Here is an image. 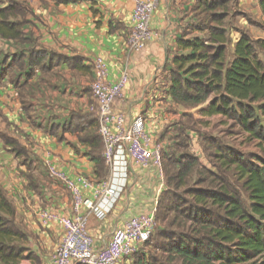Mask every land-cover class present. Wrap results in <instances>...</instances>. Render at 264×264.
Masks as SVG:
<instances>
[{"label": "crops", "instance_id": "1", "mask_svg": "<svg viewBox=\"0 0 264 264\" xmlns=\"http://www.w3.org/2000/svg\"><path fill=\"white\" fill-rule=\"evenodd\" d=\"M0 2H5L0 9L11 3L27 7L20 30L24 42L0 36V187L14 207L15 225L26 236L16 244L24 248L26 256L18 264H44L63 236L59 219L73 216L68 190L51 178L49 171L64 174L83 198L92 201L109 178L105 162L107 173H100L92 160V156L102 159L103 147L96 149L85 140L87 136L98 137L96 124L84 126L95 119L89 107L93 104L90 86L97 60L106 68L108 83L127 74L114 109L124 116L126 124L136 118L144 120L152 143L162 148V158L169 146L165 130H170L183 113L193 115V110L205 107L189 111L177 108L168 95L170 81L164 70L167 52H174L181 34L179 11L192 7L193 0H159L150 23L155 37L137 53H128L125 46L132 0ZM237 7L263 23L258 0H238ZM235 24L249 29L246 23ZM249 33L253 39H264V33L258 37L251 30ZM238 39L239 35L229 46L230 60ZM32 51L43 52L44 61L40 69L29 74L28 55ZM19 58L25 63L24 72L14 63ZM78 116L85 119L78 120ZM78 123L81 130L70 132ZM190 138L195 139L192 133ZM14 146L24 153L16 155ZM198 149L195 145L190 152L199 157ZM163 189V172L129 162L126 188L106 220L99 222L88 216L93 247L102 246L109 234L130 218L154 214ZM79 213L87 215L83 208Z\"/></svg>", "mask_w": 264, "mask_h": 264}, {"label": "trees", "instance_id": "2", "mask_svg": "<svg viewBox=\"0 0 264 264\" xmlns=\"http://www.w3.org/2000/svg\"><path fill=\"white\" fill-rule=\"evenodd\" d=\"M237 1L193 0L191 16L182 19L181 34L174 52H167L164 70L170 81L168 95L177 108L205 106L200 108L204 116H220L237 126L261 155L236 152L221 139L202 135L198 142L208 168L190 152L197 121L183 113L172 132L163 133L169 146L162 158L165 188L154 213V236L143 245L146 250L132 256V264H264V39H253L235 19L242 17L257 28H264V23L238 11ZM258 6L264 15V0H258ZM23 7L11 3L0 9L2 38L24 42ZM233 33L239 39L230 60ZM42 55L29 53V74L41 68ZM14 63L24 72L21 58ZM94 124L96 115L84 126ZM79 125L70 132L81 130ZM85 140L96 149L103 147L99 136ZM14 151L24 153L16 146ZM92 160L100 173H107L103 159ZM14 213L0 187V264H18L26 258L24 248L16 245L26 236L15 225Z\"/></svg>", "mask_w": 264, "mask_h": 264}, {"label": "built area", "instance_id": "3", "mask_svg": "<svg viewBox=\"0 0 264 264\" xmlns=\"http://www.w3.org/2000/svg\"><path fill=\"white\" fill-rule=\"evenodd\" d=\"M158 1L132 0L131 26L125 39L128 53L140 52L155 37L150 23ZM127 81L128 76L124 73L115 83H108L104 64L100 60L94 63V80L90 86L93 104L89 112L97 118L96 132L103 142L102 159L107 165L109 178L97 192V199L92 201L83 198L64 174L52 169L49 171V176L68 190L73 216L59 219L63 236L48 263L44 264H122L131 260L154 232V214L130 218L115 228L99 248L93 247V239L88 232V216L104 222L125 190L129 162L142 167L153 166L163 172L162 148L152 143L144 120L136 118L126 124L124 116L114 109V103L122 97ZM82 208L87 215H80Z\"/></svg>", "mask_w": 264, "mask_h": 264}, {"label": "rangeland", "instance_id": "4", "mask_svg": "<svg viewBox=\"0 0 264 264\" xmlns=\"http://www.w3.org/2000/svg\"><path fill=\"white\" fill-rule=\"evenodd\" d=\"M1 3L4 4L5 2H0V4ZM23 8H24V10H27L26 9L27 7L24 6ZM237 9L239 10L238 7H237ZM179 14H180L182 19H185V21L188 20L189 17L191 16V7H186L184 9H182L181 11H179ZM249 16H251V15H249ZM255 16L256 15H254V16L252 15L251 16L252 19L255 20L256 22H259V19H257ZM236 21L242 22L243 24L246 23V26H248L249 29H247V28H243V29H245L247 32H249L251 30L252 33L257 37L261 36L262 33H264V28L253 27L251 29L250 26L247 25L246 20H244V18H242V17L236 18L235 22ZM263 23H264V21H263ZM236 26L238 27V24H236ZM238 28H240V27H238ZM238 35L239 34H237V33L232 34L231 43H230L231 47L233 45L235 37H237ZM194 37H196L195 34L190 36L189 38H194ZM261 59L264 63V57L261 56ZM192 113L194 115L193 118L197 121V126H196L197 130L192 133V135H194L195 139L192 138L190 140V147H191V149L194 148L195 145H197L199 147V149H198L199 153H200L199 157H202V158H200V161L202 164L207 165L208 168H210V166L207 164L204 155L202 156V153H201L202 150H201L200 144L198 142L199 137L202 135H208V136H212L214 138L221 139V141L223 143L228 145L230 148H232V150H234L236 152H239L242 154H250V155H261L259 150L255 146V143L249 141L247 138V135L245 133L241 132L239 130V128L237 126L233 125L231 122H226L223 118H220L218 116H212V117L204 116L201 112V109L193 110ZM170 132H172V130H170ZM162 169H163V167H162ZM153 236H154V232H153ZM143 248H144V246H141L138 249V252L140 250H142ZM130 261H132V260H130Z\"/></svg>", "mask_w": 264, "mask_h": 264}]
</instances>
